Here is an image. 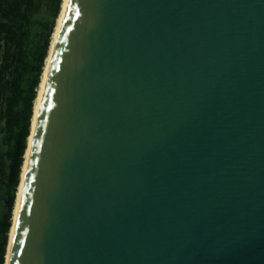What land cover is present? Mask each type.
<instances>
[{
	"label": "water",
	"instance_id": "1",
	"mask_svg": "<svg viewBox=\"0 0 264 264\" xmlns=\"http://www.w3.org/2000/svg\"><path fill=\"white\" fill-rule=\"evenodd\" d=\"M10 264H264V0H69Z\"/></svg>",
	"mask_w": 264,
	"mask_h": 264
},
{
	"label": "trees",
	"instance_id": "2",
	"mask_svg": "<svg viewBox=\"0 0 264 264\" xmlns=\"http://www.w3.org/2000/svg\"><path fill=\"white\" fill-rule=\"evenodd\" d=\"M62 4L0 0V202L6 204L0 215V264H6L35 101Z\"/></svg>",
	"mask_w": 264,
	"mask_h": 264
},
{
	"label": "bare ground",
	"instance_id": "3",
	"mask_svg": "<svg viewBox=\"0 0 264 264\" xmlns=\"http://www.w3.org/2000/svg\"><path fill=\"white\" fill-rule=\"evenodd\" d=\"M68 2L69 0H64L62 4V11L57 19V24L55 26V30L52 35V41H51L49 54L45 62L44 70H43L42 77H41V83L38 88V95L35 101L34 113H33L32 123H31V131L28 137V146H27V149L24 155V162H23L22 170H21L20 183H19V186L17 188V193H16V200H15V206H14L13 217H12V226L9 231V242L7 246L6 264H10L11 257H12L16 227H17V222L19 218V210H20L21 201L24 196V186L26 182L27 171H28L29 161L31 157V149H32V145H33L35 134H36V124L40 116V104H41L43 95L45 93V85L47 83V79L49 77L50 70L52 68V64H53L52 56L54 54V49L59 41V35L62 31L64 22H65V17L68 13Z\"/></svg>",
	"mask_w": 264,
	"mask_h": 264
},
{
	"label": "rangeland",
	"instance_id": "4",
	"mask_svg": "<svg viewBox=\"0 0 264 264\" xmlns=\"http://www.w3.org/2000/svg\"><path fill=\"white\" fill-rule=\"evenodd\" d=\"M63 2H64V0H63ZM38 23H45V20H42V21H40V22H38ZM38 27H41V26H38ZM38 27L35 29L36 31H38V29H39ZM0 205H1V206H0V215H1V214H2L3 212H5V210H6V208H5V205H6V204H5L4 201H1V202H0Z\"/></svg>",
	"mask_w": 264,
	"mask_h": 264
}]
</instances>
